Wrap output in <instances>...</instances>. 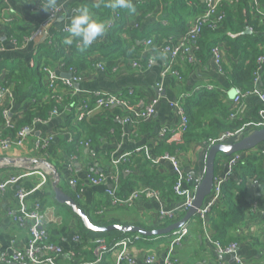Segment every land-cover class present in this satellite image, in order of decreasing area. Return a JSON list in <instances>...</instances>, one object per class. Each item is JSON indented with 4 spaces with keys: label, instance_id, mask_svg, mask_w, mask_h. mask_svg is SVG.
<instances>
[{
    "label": "crops",
    "instance_id": "1",
    "mask_svg": "<svg viewBox=\"0 0 264 264\" xmlns=\"http://www.w3.org/2000/svg\"><path fill=\"white\" fill-rule=\"evenodd\" d=\"M135 1L130 0L131 4ZM201 1V5H203L204 0ZM89 3L99 6L100 0H58V5L63 7L65 13L54 22L49 31L50 36L53 37L52 40L56 39L54 38L55 33L61 35L63 34V27L70 26L71 17L78 8H89L93 18L101 21L100 14L95 10L93 11ZM259 7L263 11L264 1L259 3ZM1 8L3 9L0 20V49H2L0 51V64L4 65L0 66V82L7 70L14 67L18 61L30 65L32 63L34 65L35 61L48 63V65L44 64L43 68L47 84L50 77L60 80L62 74L70 73L71 69L68 70L65 67L63 58H58L53 53H46V49H43V42L47 38L19 48L15 47L12 38H8L5 31L6 22H14L17 28L22 31L28 30V32L40 25L43 16L36 10L34 4L18 0H0ZM165 8L170 9L164 4L163 11L161 5L156 12L151 13L149 18L144 19L140 30L146 31V36L142 42L139 41L141 42L139 47L143 46L144 48L146 39L158 35L175 37L182 34L183 30L178 28L167 30V32L159 29V25L167 26L174 21V19L169 21V15ZM199 8L196 5V10H198L194 11L195 14L203 11L201 7ZM129 15L131 16V14L127 15L130 18ZM177 16H179L177 20L183 19V22L187 23L194 17V14L186 9L179 12ZM107 21L109 20L101 22L106 24ZM227 30V35L222 34L215 38L214 45L222 48L224 53L223 64L228 67V70H231L237 63V57L229 54L231 48H236V51L241 52L242 49L252 50L254 46H257L264 50V39L258 42L254 41L250 29L246 30L248 31L247 34H244L246 31L232 33V27H228ZM108 33L109 31L105 28V33L92 43V47L96 49L87 53V57L93 65L84 72L83 81L77 84L71 92L77 97H82L94 92L125 94L129 90H133L134 94L131 97L134 98V101L132 103L136 106L140 101L146 104L150 103L157 96V88L161 86L163 93L156 104V114L148 122H140L130 126H125L116 117L122 126L120 135L112 132L113 135L109 139H98L97 142L90 145V148L85 146V142H80L78 146L76 145L73 155L69 154L67 146L73 144L77 137L72 129L79 123L77 120L79 111L77 109L73 113L71 126L67 123L69 116L66 113L51 116L44 123H38L34 132L26 137L21 146L11 145L7 149L0 146V185L17 179L15 183H9L4 190L0 191V258L3 259L0 264H17L11 259L12 252L24 251L30 237V223L22 226L13 219L14 213L19 212L20 209L17 194L22 189L30 193L26 205L30 210H38L49 232L50 241L61 246L64 250V254L58 257L57 264L93 263H86L87 261L83 257L79 260L73 257L74 253L72 252L79 244L74 242V238L81 233V228L71 209L55 201L54 182H57L64 193L71 197L73 195L85 209L91 211L92 214L95 213L96 216L107 221L109 225L139 226L147 231L160 229L159 225L162 224L160 213L181 208L182 201L175 200L171 191L164 190L163 196L159 193L160 199L144 192L131 205H114L110 193L116 187L119 188L122 183L124 184V179L129 176L125 168H120L122 161L118 166V175H114V163L133 152H144L148 159L161 166L159 169L161 176L167 177L168 180L174 179L177 174L172 163L153 154L159 139L168 138L169 141L175 143L182 142V135L177 133L181 121L172 106L173 103L177 102L184 94L190 97L197 95L202 90H207L226 96L230 101L229 108L235 109L233 99L238 90L232 86L228 75L226 73L221 74L215 67L212 55L206 59L201 57L195 65H189L185 60L180 59L177 66L182 81H179V78L171 73H165L167 58L162 53L156 56L153 65L149 68L147 67V59H144V55H142L145 62L142 61L140 68H133L130 64L132 60H129L126 63L128 66L124 67L125 64L121 60L110 72L99 70L97 68L98 63L106 65L109 55L117 56L116 50L108 48ZM65 35L68 34L62 36ZM227 36H231L233 40L229 42L225 39ZM245 56L246 54L239 55V57ZM45 68H48L51 73L45 71ZM252 90H254V83L250 91ZM257 91L246 97L236 108V119L254 120L257 116L260 118L259 111L263 105L259 91L264 92V73L260 78ZM0 106L6 107L10 119L16 121L26 111L29 103H10L4 101L0 95ZM118 110L121 111V117L127 114L123 109ZM98 113L100 112L95 111L90 119ZM1 128L3 129L4 126ZM82 134L85 136L84 133ZM47 137L52 138L49 145L38 148L37 141ZM210 147L211 145L208 144H197L187 152H181L175 156L180 162L185 180L195 182L203 177ZM256 151L264 152V148ZM250 152L241 154V160L245 159ZM219 159L221 160L219 170L222 169L221 173L225 174L228 170L226 166L228 158L220 156ZM124 164L126 165V162ZM50 168L56 172V175L47 172ZM96 171L104 174L103 182L99 185L91 184L89 179L90 176L97 174ZM41 174H44L45 177ZM191 182H185L183 187L192 189L193 184ZM140 184L138 183V186H141ZM140 189L141 191L151 190L150 187ZM224 197L225 199L219 203L223 212L243 215L242 220L238 218L239 221L231 229L233 237L239 239V257L246 264H264V218L262 216L264 183L258 178H247L245 181H240L238 187L232 189L231 193ZM198 219L197 216L196 219L188 223V236L183 239L180 245L175 246L172 252H170L172 235L153 239H143L141 236L140 240L130 245L128 255L137 264H148L146 258L149 255L156 257V261L151 264H163L168 255L176 259V264H237L234 256L218 253L214 243L208 241L202 232ZM209 220L210 218H208L210 227ZM230 223L232 224V221L227 224L230 225ZM99 241L102 243L99 248L102 251L97 249L96 253L94 252V257L97 258L94 264H117L120 262L121 248L107 250L105 238ZM100 257L102 260L98 262ZM122 264L129 263L124 259Z\"/></svg>",
    "mask_w": 264,
    "mask_h": 264
},
{
    "label": "trees",
    "instance_id": "2",
    "mask_svg": "<svg viewBox=\"0 0 264 264\" xmlns=\"http://www.w3.org/2000/svg\"><path fill=\"white\" fill-rule=\"evenodd\" d=\"M262 1L264 0H258L259 3ZM112 2L113 0H100L99 6H94L89 3L90 8L100 14V19L103 22L111 18L113 11L120 15L115 28L108 33V48H110V50H116L117 56H112L111 54V56L109 55L108 57L106 65L102 63L105 72L112 71L121 60L123 64H125L123 66L126 67L128 66L126 63L129 60H132L130 64H132L133 61L142 62V55H144V59H148L150 56L156 58L158 54L162 53V47L177 43L179 39L186 34L195 18L202 13V10L199 14L194 13V11L196 12L198 10H196V5L198 8L201 7L203 9L201 0H145L140 6L135 3L131 4L135 11L124 8L114 9L110 7ZM164 4L166 7L169 6L170 8H165L166 13L169 15V21H173L174 19L175 22L173 21L167 26L159 25V29L167 32V30L178 28L183 30L182 34L175 37L166 35L155 36L152 46L147 53H144L145 49L143 46L139 47L146 36V31L143 32L140 30L142 23L144 19L151 16V13L154 11L156 12L161 5L164 11ZM2 9L3 8L0 9V20L2 18ZM186 9H189L194 14V17L187 23L183 22V19L177 20L179 17L177 14ZM223 11L226 16L223 23H221L217 29L206 27L202 30L200 37L195 43L200 48L197 58L201 59V57H205L206 59L212 55L211 51L216 47L214 45L216 41L215 38L222 34H226L228 27H232V33H240L250 29L254 41L257 42L264 39V18L259 16L256 12L253 0H240L239 4L224 7ZM128 14H131V16L129 15L130 18L127 16ZM5 26L8 38H12V40L16 41L19 47L24 45V40L32 32V30L30 32H28V30H20L15 26L14 22H6ZM260 30H262V33H260ZM63 34L60 35L55 33V40H52L53 37L51 36L47 38L45 42H43V49H46V53H53L54 56L63 58L65 67L68 70L71 69L74 76H83L84 72L93 65L87 57V53L94 51L96 48L92 47V44L84 48L78 39H74L72 45H65L63 41L69 37L70 34L62 36ZM126 36L127 39H125ZM225 39L229 42L233 40L231 36H227ZM235 49L236 48H231L229 54L237 57V63L231 70H228V67L223 64L224 73L228 75L232 86L236 88L238 92L250 91L253 88L255 74L259 68L258 59L264 56V50L262 48L259 49L257 46H254L252 50L242 49L241 52ZM243 54H246V56L239 57V55ZM144 62L145 61H143V63ZM44 64L48 65V63H40V61H35L34 65L33 63L30 65L18 61L14 67L7 70L3 80L0 82V86L14 93V102L16 104L29 103V106L21 117L16 119V121H12L13 126L10 128L6 127V120L3 113L5 107L0 106V139H15L22 129L36 126L39 120L43 122L47 121L51 118L53 113L57 115L66 113L69 116L68 125L72 124L73 113L76 112V109L78 110L81 103L86 100L84 98L85 96H75L71 92V89L64 86L60 80L56 81L53 86L50 87V83H46L43 69ZM3 65L0 64V66ZM174 69L180 72L177 65ZM263 73L264 66L262 69V74ZM185 99L183 107L189 123L185 133L182 135V142L175 143L169 141L168 138L164 140L159 139L153 150V154L156 157L162 158L166 155L177 156L181 152H187L197 144H208L211 146L219 144L221 143L220 139L224 135L237 134L240 132H244V135H248L255 130L264 128L250 125L259 122L260 119L258 116L254 120L244 118L231 121L229 117L234 109L231 110V108H229V99L218 92L202 90L197 95ZM131 101L133 102L134 98L131 97ZM118 116L121 117V111L118 109H102L94 118H89L90 120L85 119L75 125V127H72L77 137L73 144L67 146L69 154H75L74 150L76 145L78 146L80 142L86 143L89 141L91 145L93 142H97L98 139H109L110 136L113 135L112 132L120 135L122 133V126L116 119ZM1 126H4V128L2 129ZM82 133H84L85 136H83ZM83 138H85V140H83ZM256 150L258 149H255V151L252 150L254 152L249 151L250 154L234 166L232 175L223 185L222 200L225 199L224 196L231 193L232 189L238 187L240 181H245L247 178H258L264 183V152ZM125 162L126 165L124 164ZM220 164L218 159L215 166L216 173L220 168ZM120 165L121 169L125 168V170H127L129 176L124 179V184L122 183L118 188L117 196L119 198L126 199L131 193L141 191L140 188L150 187L151 191H157L162 194V196L164 195V190L171 191V194L175 196V200L178 199L182 201V204L184 203V198L177 196L174 191L177 177L168 180L167 177L161 176L159 171L161 166L148 159L144 152H133L129 154L124 161L122 160ZM138 183H141V186H138ZM72 198L75 199L78 206L85 211L94 225L100 227L109 226L107 221L102 220L96 216L95 213L92 214L91 211L85 209L73 195ZM210 213V227L208 231L212 240L220 243L222 248H227L232 244H237L239 246V239L233 237L231 229L233 225L239 221L238 218L242 220L243 215H240V213H225L219 207V204L216 205ZM185 214L186 212L184 210H179L178 213H176V217L164 219L162 224L159 225V228H165L176 223L181 220ZM76 217L81 228V233L78 234L80 236L79 244L72 252L76 260L83 257L84 260L87 261L86 263H94L97 260V258L94 257V252L102 245L99 240L105 238V247L107 250H110L124 238L132 236V234H125L118 231L103 234L93 233L86 230L81 219L78 216ZM196 218L197 215L191 219V221ZM230 221H232V224L230 223V225H228L227 223ZM199 225L205 235L200 220ZM142 238L148 239L146 237Z\"/></svg>",
    "mask_w": 264,
    "mask_h": 264
},
{
    "label": "built area",
    "instance_id": "3",
    "mask_svg": "<svg viewBox=\"0 0 264 264\" xmlns=\"http://www.w3.org/2000/svg\"><path fill=\"white\" fill-rule=\"evenodd\" d=\"M30 4H34V7L36 10L43 16V19L39 26H37L31 34L24 40V45H27L29 43L37 42L40 39H46L50 37L49 31L54 24L56 20H58L61 16L64 15L65 11L63 7L58 6L54 9H49L48 12H45L42 9V6L45 3V0H18ZM71 1V0H69ZM145 2V0H136L135 4L142 5ZM240 3V0H204L203 1V11L200 13L195 20L193 21L191 27L187 30L186 34L182 36L179 41L175 44H170L167 46L162 47V54H164L167 58V66L165 67V73H171L172 75H175L179 78V81H182V77L180 76L179 72L174 69L175 65L178 64V61L180 59L185 60L188 64L195 65L199 58H197V54L200 51V48L198 45H196V41L200 37L202 30L206 27L210 29H217L218 26L223 23L225 19V12L223 11L224 7L237 5ZM255 10L258 13L259 16L264 18V13L259 7L258 0H253ZM120 15L117 12H113L111 15V18H109L107 23L105 24V28L107 31H112L115 26L116 22L118 21ZM137 26V25H136ZM70 26L63 27V33L64 34H70L69 31ZM15 47L19 48L16 41L12 40ZM153 44V38L146 39L144 41V53H147L149 48ZM2 51V49H0ZM212 60L215 65V67L218 69V71L221 74H224L223 70V59H224V53L222 48L219 46H216L212 49ZM154 56H150L147 59V67H151L154 63ZM259 68L258 71L255 74L254 79V90L252 91H246V92H238L233 99V105H234V111L230 114L229 119L235 120L237 117V111L236 108L239 107V105L242 103V101L248 97L249 95L258 92V84L260 81V78L262 76V69L264 66V56L259 57L258 59ZM133 68H140L142 67V62L133 61L132 62ZM97 68L104 72V67L102 63L97 64ZM45 71L51 73L48 68H45ZM72 73V70L70 71ZM58 81V79L51 78L49 80L50 87L53 86V84ZM60 81H62L64 86H67L69 89H73L77 84L81 83L83 81L82 76H74L72 73L71 79H64L61 78ZM163 93V89L161 86L157 88V96L153 98L150 103L146 104L143 101H140L138 105L134 106L131 101V96H133L134 92L133 90H129L125 94H110L107 92H94L87 94L84 98L86 99L83 101L78 108V117L77 120L79 122L89 119L93 116L95 111H101L102 109H123L127 112V114L124 117H117L122 124L125 126L135 125L140 122H148L150 121L154 115L156 114V104L158 103L159 99L161 98ZM0 95L2 98H4V101H9L10 103H14L15 96L14 93L9 89H4L0 86ZM260 99L262 102V109L259 111V122L256 124H250L255 127H264V92L261 93L259 91ZM189 96L182 95L177 102L173 103V108L176 110L179 118H180V128L178 129L177 133L179 135H183L187 129L188 126V119L186 117L185 111H184V99ZM4 117L6 120V127H12V121L10 119V116L8 115V111L6 110V107L4 109ZM57 115L56 113H53L52 116ZM45 122V121H44ZM43 121H38V123H44ZM33 127H27L22 129L17 137L15 139H8V140H2L0 139V146H2L4 149L9 148L11 145H17L21 146L26 139L27 136L31 135L34 132ZM244 135V132H240L237 134H228L224 135L220 141H229L234 140L238 137H241ZM52 141L51 137H47L45 139H40L37 141L36 145L38 148H43L49 145V143ZM85 146L87 148H90V142H86ZM128 156V155H127ZM127 156L122 157L124 160ZM122 159L118 160L114 163L113 167V173L114 175H118V166L121 163ZM162 160H167L172 163V166L174 168V171L177 174L176 183L174 185V191L177 196L184 198V203L182 204L181 208L171 211V212H165L162 211L160 213V220L163 221L166 218L172 219L176 217V213H178L179 210H184L187 212L193 205V201L195 199V190L196 188L201 184L202 178L196 180L195 182H191L190 180H185L182 168L180 165V162L177 157L175 156H169L166 155L162 158ZM159 160V159H158ZM241 160V154H236L228 159L227 163V172L225 174H222L221 170H218L216 173L215 179H214V188L213 192L208 198L205 205L199 209L197 216L199 220L202 223V227L205 232V236L208 239V241L214 243V245L217 248L218 253L221 255H232L234 256V259L237 264H246L238 255V249L239 246L237 244H232L227 248H222L220 243L214 242L212 240V237L209 233V224H208V218L211 214V210L220 203L223 196V185L228 181L229 177L232 175V170L234 166ZM51 175H56V172L50 168L48 171ZM96 175L90 176V182L93 185H99L103 182L104 174L103 172L96 171ZM43 177H45L44 174H41ZM17 179H12L9 182L5 184L0 185V191L4 190L6 186L9 183H15ZM187 182H191L192 189L190 188H184L183 184ZM117 189L112 191L110 194L113 197L112 203L114 205L118 206H128L133 204L139 197H141L142 193H147L148 195L154 196L156 199H160L159 192L157 191H135L133 192L129 197L126 199H121L117 196ZM29 192L22 190L18 191L17 198L20 205L19 212L14 213L13 219L15 222L19 223L20 225L24 226L27 223H30L29 225V240L27 243V246L24 251H13L11 259L16 262L17 264H57L58 257L64 254V250L61 246L54 244L50 241L49 232L47 230V227L45 226L44 222L42 221L40 214L37 209L30 210L26 205L27 197L29 196ZM262 216L264 218V210L262 211ZM189 234V228L188 224L181 227L179 230L175 231L172 234V240H171V248L170 252L173 251L174 247L177 245H180L185 237H187ZM141 239V236L139 235H132L124 238L119 243H117L112 250H115L116 248H121L119 261L117 264H122L123 260L126 259L129 264H137L134 259H132L128 255V248L131 244ZM80 241V236L77 235L74 238V242L77 244ZM98 251H102V249H99ZM102 260V257L98 259V262ZM3 261V259L0 258V262ZM156 261V257L154 255H149L146 258V262L148 264L153 263ZM122 262V263H121ZM176 259L172 257L171 255H168L164 261L163 264H176ZM94 264V263H92Z\"/></svg>",
    "mask_w": 264,
    "mask_h": 264
},
{
    "label": "water",
    "instance_id": "4",
    "mask_svg": "<svg viewBox=\"0 0 264 264\" xmlns=\"http://www.w3.org/2000/svg\"><path fill=\"white\" fill-rule=\"evenodd\" d=\"M247 33L248 31L244 34ZM61 77L64 79H71L72 73L62 74ZM262 148H264V128L255 130L248 135L238 137L233 141H224L211 146L206 157V166L202 182L195 190V199L192 207L186 212L185 216L181 220L169 225L168 227L153 231H147L142 227L132 225H109L104 227L94 225L86 215L85 211L78 206L76 200L64 193L57 185V182H54V199L58 204L69 207L71 211L81 219L84 228L93 233L103 234L118 231L146 238L165 237L172 235L175 231L179 230L184 225H187L191 219L197 215L199 209L205 205L213 192L214 179L216 176L215 166L220 156L227 157L229 159L236 154H244L246 152ZM219 162H221L220 159Z\"/></svg>",
    "mask_w": 264,
    "mask_h": 264
},
{
    "label": "clouds",
    "instance_id": "5",
    "mask_svg": "<svg viewBox=\"0 0 264 264\" xmlns=\"http://www.w3.org/2000/svg\"><path fill=\"white\" fill-rule=\"evenodd\" d=\"M58 6V0H46L42 9L48 12L49 9H54ZM110 7L114 9H132V11H135V9L132 8L130 0H113ZM105 27L103 22L93 18L89 8H78L75 10V14L70 20V36L64 39L63 43L65 45H72L74 39H78L83 47L87 48L105 33Z\"/></svg>",
    "mask_w": 264,
    "mask_h": 264
},
{
    "label": "rangeland",
    "instance_id": "6",
    "mask_svg": "<svg viewBox=\"0 0 264 264\" xmlns=\"http://www.w3.org/2000/svg\"><path fill=\"white\" fill-rule=\"evenodd\" d=\"M102 220H104V219H102ZM170 236V235H169ZM166 237V236H165ZM168 237V236H167ZM153 238H158V237H152L151 239H153Z\"/></svg>",
    "mask_w": 264,
    "mask_h": 264
}]
</instances>
